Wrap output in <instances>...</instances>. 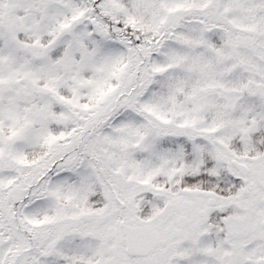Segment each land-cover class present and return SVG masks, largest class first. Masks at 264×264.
<instances>
[{"label": "snow or ice", "instance_id": "6c2138e0", "mask_svg": "<svg viewBox=\"0 0 264 264\" xmlns=\"http://www.w3.org/2000/svg\"><path fill=\"white\" fill-rule=\"evenodd\" d=\"M0 264H264V0H0Z\"/></svg>", "mask_w": 264, "mask_h": 264}]
</instances>
